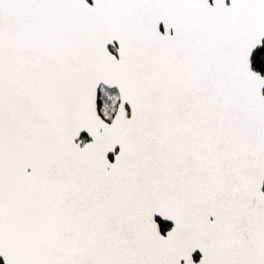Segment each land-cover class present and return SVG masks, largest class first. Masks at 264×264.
<instances>
[{"label":"snow or ice","instance_id":"obj_1","mask_svg":"<svg viewBox=\"0 0 264 264\" xmlns=\"http://www.w3.org/2000/svg\"><path fill=\"white\" fill-rule=\"evenodd\" d=\"M0 264H264V0H0Z\"/></svg>","mask_w":264,"mask_h":264}]
</instances>
